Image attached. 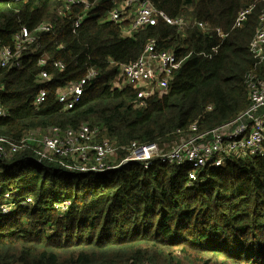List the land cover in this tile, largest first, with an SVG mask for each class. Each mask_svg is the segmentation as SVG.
<instances>
[{"label": "trees", "instance_id": "trees-1", "mask_svg": "<svg viewBox=\"0 0 264 264\" xmlns=\"http://www.w3.org/2000/svg\"><path fill=\"white\" fill-rule=\"evenodd\" d=\"M65 1L0 0V49L12 47L22 28L53 26L26 45L18 66L0 69V137L17 142L32 130L88 124L100 129L99 142L174 145L185 136L177 131L232 121L250 104L245 80L264 81V54L259 62L249 50L264 0H149L191 26L182 34L158 21L130 38L123 31L131 17L107 20L120 0H83L88 10L76 6L59 16ZM250 6L244 24L233 29ZM193 22L227 37L200 32ZM152 39L181 63L167 93L138 107L136 90L114 80L117 66L135 62ZM88 70L97 76L65 110L57 94ZM42 72L48 81L39 80ZM41 89L45 97L36 104ZM32 161L28 151L0 160V264H264V143L257 153L233 154L221 167L203 169L192 186L184 166L128 164L79 174ZM6 193L12 208L3 214Z\"/></svg>", "mask_w": 264, "mask_h": 264}, {"label": "built area", "instance_id": "built-area-1", "mask_svg": "<svg viewBox=\"0 0 264 264\" xmlns=\"http://www.w3.org/2000/svg\"><path fill=\"white\" fill-rule=\"evenodd\" d=\"M21 1V0H16ZM114 7L108 13L107 20L122 23L132 18L123 36L132 37L139 30L154 26L158 21L175 27L179 33L184 34L191 26V20L178 17L169 18L164 12L155 8L149 0H120L113 2ZM82 6L88 10L91 5L83 0H66L58 9V15L64 16L73 7ZM253 6L239 12L233 29L240 28ZM83 18L75 22L74 27L80 26ZM259 28L249 44V50L259 62L264 54V13L259 17ZM192 27L203 33H214L224 40L227 35L220 29H210L204 23L193 22ZM53 29L50 23L41 24L36 30L30 32L22 28L12 38V47L0 49V69L7 66H18L17 60L26 45L33 43L36 35L49 32ZM216 49H213L215 51ZM45 63L44 59L40 64ZM180 61L171 51L158 50L157 42L152 39L146 45L142 55L133 63L119 65V80H123L120 88L128 86L136 90L137 106L143 107L145 100L167 93L169 80L173 73L179 69ZM60 69V63H54ZM97 72L88 70L85 77L75 83L65 86L57 94V102L65 110L72 109L80 102L84 86L94 79ZM39 80L46 82L49 77L42 72ZM249 107L232 121L207 131H200L196 125L190 126L186 133L177 131V135H185L178 140V145L171 151H165L157 144H139L132 142L126 146H116L108 141H97L100 129L88 124H81L76 130H61L56 127L27 132L19 141L0 137V160L11 158L23 151L32 153L37 162L56 163L73 173H104L118 170L128 164L140 165L147 170L154 163L170 167H189L186 171L187 184L192 186L197 182V175L207 167L219 168L224 161L233 154H254L264 143V81L249 77L244 82ZM2 84L0 82V90ZM45 97L44 89L39 91L35 99L40 104ZM0 116L5 113L0 109ZM10 193L4 195L5 204L2 206L3 214L8 213L12 205L8 204ZM30 201V200H29ZM62 211L66 205L61 206Z\"/></svg>", "mask_w": 264, "mask_h": 264}, {"label": "rangeland", "instance_id": "rangeland-1", "mask_svg": "<svg viewBox=\"0 0 264 264\" xmlns=\"http://www.w3.org/2000/svg\"><path fill=\"white\" fill-rule=\"evenodd\" d=\"M115 84L120 86L123 84V80L120 79L119 80V74L117 75V77L115 78L114 80ZM178 145V142L177 143H174V145H167L165 144L162 148L165 150V151H171L173 148H175L176 146ZM37 162L36 161H32V165H35Z\"/></svg>", "mask_w": 264, "mask_h": 264}]
</instances>
